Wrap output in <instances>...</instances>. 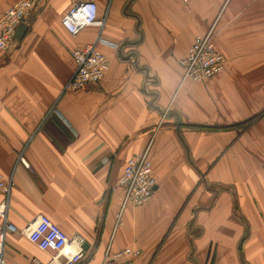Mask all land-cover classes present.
Returning <instances> with one entry per match:
<instances>
[{"label": "crops", "instance_id": "1", "mask_svg": "<svg viewBox=\"0 0 264 264\" xmlns=\"http://www.w3.org/2000/svg\"><path fill=\"white\" fill-rule=\"evenodd\" d=\"M78 1L37 0L0 54L6 264L50 260L20 232L40 214L84 238L77 264H264V0H93L117 47L98 44L105 75L74 92L70 52L99 32L63 27ZM210 27L225 69L183 80L179 60ZM148 143L154 193L115 226L117 179ZM107 246L139 254L112 260Z\"/></svg>", "mask_w": 264, "mask_h": 264}, {"label": "built area", "instance_id": "2", "mask_svg": "<svg viewBox=\"0 0 264 264\" xmlns=\"http://www.w3.org/2000/svg\"><path fill=\"white\" fill-rule=\"evenodd\" d=\"M36 3L37 0H16L0 14V54L6 50L9 42L13 39L16 27L30 15ZM104 21L105 15L99 16L98 6L93 0L74 3L62 16L61 24L71 35H77L88 26H96L99 29L93 42L70 52L75 63V70L66 83L64 91L84 90L90 85L98 84L104 77L108 59L98 49V44L107 43L111 47H117L116 44L109 43L102 37L100 29ZM179 65L182 69V79L193 82L209 80L225 69V57L216 47L212 27L205 33L194 37L186 55L179 60ZM149 143L142 151L126 160L117 179L121 196L115 226L121 223L124 209L143 205L154 193L156 180L152 174ZM19 160L26 165L22 154L19 155ZM11 185V179H5L0 175V190L4 194V198L0 202V264H6L3 255L5 237L7 233L15 231V227L7 221ZM20 232L25 234L28 240L40 250L51 252L50 260L46 264H54L60 258H63L61 264H77L85 256L84 238L76 235L69 239L44 214L38 215L32 224L27 225ZM138 254L137 249L129 247L116 251L111 255L109 246L105 251V256L111 257L112 260H120ZM31 264L39 263L34 260Z\"/></svg>", "mask_w": 264, "mask_h": 264}, {"label": "trees", "instance_id": "3", "mask_svg": "<svg viewBox=\"0 0 264 264\" xmlns=\"http://www.w3.org/2000/svg\"><path fill=\"white\" fill-rule=\"evenodd\" d=\"M251 121H252V120H249V121H247V122H245V123H241V125H242V126H245V125L249 124ZM195 127H196V128H204V127H201V126H195Z\"/></svg>", "mask_w": 264, "mask_h": 264}, {"label": "water", "instance_id": "4", "mask_svg": "<svg viewBox=\"0 0 264 264\" xmlns=\"http://www.w3.org/2000/svg\"><path fill=\"white\" fill-rule=\"evenodd\" d=\"M23 29V28H22ZM155 188V187H154Z\"/></svg>", "mask_w": 264, "mask_h": 264}]
</instances>
